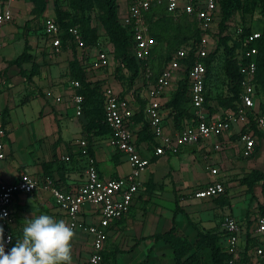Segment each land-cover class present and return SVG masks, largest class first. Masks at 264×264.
<instances>
[{
  "label": "built area",
  "instance_id": "built-area-1",
  "mask_svg": "<svg viewBox=\"0 0 264 264\" xmlns=\"http://www.w3.org/2000/svg\"><path fill=\"white\" fill-rule=\"evenodd\" d=\"M160 2L162 0H128L127 12L122 21L132 35L131 52L140 64L136 77H142L141 89L143 91L141 89L140 91L139 87L131 91L141 97L140 104L142 105L139 106L138 101L132 96L121 95L110 85L103 87L104 122L110 130L107 142L125 155L131 165V171L126 175L116 177L102 176L96 158L90 152L89 140L82 137L77 140V152L86 160V177L80 184L71 186L70 189L59 185L48 174L37 175L22 171L12 182H5L0 177V217H2L0 227L4 229L6 253L13 247L14 235L11 228L14 221L13 204L17 195L21 193L43 191L51 194L57 206L65 213L68 224L73 226L74 230L84 231L91 238L89 264H101L108 239V228L113 221L129 212L134 198L142 187L140 174L151 164L153 156L175 155L187 145L205 144L211 141L212 136L224 135L235 124L239 126L238 134L242 143V155L250 157L255 153L259 140L255 130L251 127L252 120L260 130L264 131V112L256 90L258 39L261 31L251 30L242 33L243 29H238L237 33L241 35V48L236 55L238 73L241 75L239 98L235 107L227 111L225 116H210L207 102L206 59L216 43L207 32L219 19L220 0L196 2L166 0L167 11L171 14L178 16L180 13H187L195 19L201 36L196 41L188 40L178 46L160 73L151 77L144 63L151 45L146 13L152 5ZM12 19L13 12L9 5L0 8V30ZM40 32L45 36L48 54L50 56L60 54L63 50V37H61L62 29L56 18L48 17L42 24ZM68 32L77 49L83 52L82 57L85 56L89 45L83 38L80 26L72 24L68 27ZM192 51L194 58L188 63ZM90 63L91 68L94 69H101L107 65L108 56L103 47L97 49ZM185 70H187L189 81L192 114L186 116L180 126L169 128L165 122L167 116L165 96L173 81H178L185 75ZM72 84L76 90L72 93L71 99L77 115H82L85 100V95L80 91L82 84L79 79H73ZM59 99H61L60 96L57 97V100ZM140 109L143 119L153 133L151 149L147 143L143 146L142 144L137 145L135 141L136 132L143 128V122L135 120L134 115ZM6 135L4 112L0 107V159H4L7 155ZM222 145V142L218 140L214 147L221 148ZM63 158L69 160L70 156L66 154ZM206 170L213 178L204 186L191 191L192 197L203 199L225 193L226 184L220 178V168L208 158ZM86 206H93L98 212L97 222L90 223L81 218L80 214ZM4 213L7 215L5 216ZM240 230L239 220L231 214H225L221 231L224 236L222 247L229 254L226 264H264V238L244 249L241 247ZM250 233L252 237L256 235L264 237V215L258 214L254 218ZM9 236L12 237L11 242H8Z\"/></svg>",
  "mask_w": 264,
  "mask_h": 264
},
{
  "label": "crops",
  "instance_id": "crops-1",
  "mask_svg": "<svg viewBox=\"0 0 264 264\" xmlns=\"http://www.w3.org/2000/svg\"><path fill=\"white\" fill-rule=\"evenodd\" d=\"M164 1L165 0H162V2L157 4H163ZM180 1L185 2L188 0ZM192 1L196 2L200 0ZM8 5L12 9L13 19L6 23L0 30V107L6 113V121L4 123L7 128V135L5 137L7 155L4 159H0V177L5 182H12L18 178L22 171H29L32 174L40 175L43 174L46 165L50 162V173L53 178L61 183L62 186H66L70 189L71 186L80 184L86 177V160L77 152V140L85 137L84 126L86 118L84 112L82 115H77L74 103L71 99L72 93L76 90L72 84V80L76 78L73 77L70 68L72 51H70V46L67 45V47H63L60 54L50 56V54H48L44 35L41 34L40 39H37V36L33 35V30L29 31V35L27 36L21 34L20 30L22 23L19 22V20L25 15H20L17 19V23H14V13H17L23 4L20 5V2L15 0H13V2H10V0H0V8H4ZM118 5L119 11L123 12L125 15L128 8V0H118ZM52 11L53 10L50 11V16H52ZM183 14L185 13H180L178 16ZM191 18L195 20L192 16ZM193 20H191V22H193L194 27H196V21ZM90 47L92 46H89L87 49H90ZM25 49H27V53L31 55V58L22 60L20 63L14 62ZM87 49V55L84 57L91 56L89 58L91 61L96 52L92 53L91 50L87 51ZM42 52L50 57V66H45L44 59H42L41 56ZM146 61L144 63L147 65ZM153 65H157V63ZM162 65L163 63L157 68L156 74L160 73ZM84 66H86V64H84ZM86 69L89 70L90 68L86 66ZM156 74L155 76H157ZM87 75L91 82H96V79H98L97 77H93L91 72H87ZM104 75L105 82L101 87L102 91L105 85H110L121 95L132 96L134 100L138 101L139 106L142 105L140 104L142 102L141 97L131 91L135 87H139V90L141 89L142 77H134L133 82L126 85L115 79V77H107L106 74ZM177 83V80L173 81L172 86L167 90L165 96L166 101L170 99L174 93ZM141 90L143 91V89ZM102 95L104 105V94ZM59 96L61 99L57 100ZM169 111L168 108L165 110V112ZM209 115L218 117L215 116L214 113H209ZM168 116L165 117L166 124H168L169 128H176L177 126L174 120L172 121ZM238 131L239 126L235 124L230 131L226 132L224 135H220L218 140L223 144L224 141L228 140L229 136L238 135L235 145L238 146L241 156L244 157L241 152L242 143L239 140ZM107 138L108 133L101 135L92 134L90 138L100 174L105 177H116L128 174L131 171L130 163L121 151L109 145ZM216 142L217 141H207L205 144L187 145L182 147L175 155L153 156L151 164L140 174L142 187L140 192L137 193L138 195L134 198L129 212L120 219L113 221L108 228V239L109 237H116L119 234L125 233L129 237V246L121 247V249H113L112 251V256L115 255L116 257V264H138L144 259L148 260L147 264H175L172 247L163 240L155 239L153 236L157 232L168 230L172 225V221L170 223L167 218L166 220L164 218L161 224L156 223L155 225V223H153V225H151L149 222L150 219L161 218L163 213L166 217L169 211H173L174 213L175 205L170 207L164 205L160 202L162 200H160L156 203L155 208L149 211L144 217L140 216V207L147 198V191H151L152 187H154L152 182H156L158 175L164 172L161 171L157 173V165L160 164V166L164 165L166 167L170 164L174 165L175 163H173L172 160V163H169V157L178 158V155L181 154V157L186 159L187 156L191 157L192 155L189 150L194 148L203 149V151L209 153V155L203 157L205 166L207 158L214 163H218L219 159L217 158L216 152H214L218 150L214 148ZM146 143L147 146H149L147 141L141 144L146 146ZM260 143L261 141H258V146ZM263 148L264 142L260 151H262ZM66 154L70 156L69 160L63 158ZM67 162L71 163L67 164ZM47 166H49V164ZM145 172L146 175L142 178ZM212 178L213 177L209 175V180L201 186L211 181ZM50 195L51 194L48 192L43 191H34L29 194L21 193L17 195L18 197H16L14 201L12 211L14 217L11 226L14 235L13 246L17 242V238L22 237V230L27 221L34 216L41 215L40 211L52 216L56 220H64L68 223L65 213L60 210L55 200ZM212 198L213 197L203 199ZM171 199L175 201L176 197ZM219 207H222L223 211H226L225 214H231L239 220L241 225L240 241L242 248H249L254 243L258 242V240L261 241L264 238L262 235L252 237L250 233V226L254 218L259 214L258 211L253 217L240 220L236 213L231 210L227 211L228 205H220ZM182 208L186 212H189L188 207ZM218 210L221 211L220 208ZM152 214L155 217H151ZM80 216L90 223L97 222L99 219L98 212L93 206H86L82 210ZM180 216L182 218L181 220L179 218ZM185 217L187 216L180 212L177 214L176 219L179 230L181 232L185 231L188 235V231L190 230H188L187 225L189 226L190 222ZM157 219L155 221H157ZM185 226L186 228H184ZM74 231L76 236L72 242V264H89L91 238L82 230L76 229ZM222 243L223 242H218L221 247ZM81 245L87 247L88 250L85 252L82 250V254L79 255V250L77 251L76 249L78 247L81 248ZM206 249L208 250V248ZM75 251H77L78 255H75ZM80 256L82 258H80ZM76 258L81 259V261H76Z\"/></svg>",
  "mask_w": 264,
  "mask_h": 264
},
{
  "label": "rangeland",
  "instance_id": "rangeland-1",
  "mask_svg": "<svg viewBox=\"0 0 264 264\" xmlns=\"http://www.w3.org/2000/svg\"><path fill=\"white\" fill-rule=\"evenodd\" d=\"M11 1L13 2V0H10V2ZM15 1L20 2V5L23 4V6L17 13H14V23H17V19L20 15H25L19 20V22L22 23L20 30L21 34L27 36L29 35V31L33 30V35L37 36V39H40L42 24L48 17L56 18L59 13H62L64 18L77 22L78 18L83 13L81 9L76 7L75 0ZM156 7L158 8L159 6ZM51 10H53L52 16H50ZM85 13L91 18V24L95 27L98 40V43L90 47V49H87V51L91 50L92 53H95L98 47H103L108 56V63L102 69L91 68L89 60L91 56H86L84 61H86L85 64L87 67L90 68L87 72H91L93 77L98 78L95 83H97L99 90L105 82V77H103L105 76L104 74H106L107 77H115L118 81L129 85L128 81H130L133 75V66H129V63L127 64L126 61H123V59L117 57L116 55L115 46L112 44L110 35L107 34V30L105 29L103 22L104 13L101 0H89ZM185 16L186 15L173 16L169 12L166 13V16L163 17L158 26H155V29L160 30L164 34L167 33L168 35L161 34V36H158V34L154 32V28L151 27V25L149 26L151 45L146 62L147 69L151 77L155 76L157 68L161 65V63H163L165 58L169 57L172 50L179 45L181 38L187 37L180 34V32H184L185 34L193 29V22L186 21L183 18ZM124 17V13L120 12L118 9V18L123 21ZM160 19L161 18H158L157 21ZM173 22L179 23L174 24ZM122 24L124 23L122 22ZM239 28H242L243 31H245L246 28L249 30L264 31L262 0H239L238 7L229 19L228 26L224 32L220 29L219 19L217 23L210 27L207 32L209 37L217 43V53L213 59L210 71L211 77L207 82L209 113H214L215 116H225L227 111L233 109L237 102L234 89H232L234 82H232V84L229 83V79L231 78L230 74L234 73L235 69L232 62L230 61L229 63V59L231 58L225 46H233V51L235 53L239 52L241 47V35L237 33ZM82 53L83 52L80 49H74L71 53V57L73 59L76 56H81ZM41 56L42 59H44L45 66H50V57H48L44 52H42ZM25 57L26 54L23 58ZM156 63L157 65L154 66L153 64ZM258 98L260 103L264 105V64L260 67L259 71ZM167 113L169 114V112H166V115L168 116ZM175 113H177L176 108L173 109L168 118L172 121L175 120ZM237 136L238 135L229 136L228 140L224 141L223 147L221 148L214 147L215 149H218L214 152H216L217 158L219 159L218 163H215V165L220 168V178L223 179L226 184V191L224 194L212 199L192 197L191 191H193L196 187H200L207 180H209L210 173L207 172L203 161V157L209 155V153H206L203 149H190L189 151L192 154L191 157L187 156L186 159H183L181 154H179L178 158H168L169 163H172V160L173 163H175V166L172 164L167 167L164 165L160 166V164L157 165L156 172H164L158 175L156 182H152V185H154L152 190L149 192L147 191V198L145 199L144 204L140 207V216L144 217L149 211H152L155 208L156 203L160 200H162L160 202L164 205L170 207L174 206L175 201L171 198L176 197L179 200L181 207H188L189 209L188 213L193 223H189V226L187 225L188 230H190L188 231L189 233L187 236L192 239L197 238V228H200L203 232L220 231L223 224V217L226 212L223 211L222 207H219L220 205H228L229 207H227V211L231 210L236 213L240 220H246L253 217L260 209V205L264 204V192L262 191L263 185L261 180L252 182L250 185L247 179L254 170L264 171V148L260 151L264 142V131L260 132L261 143L258 151L250 157L241 156L238 146L235 145L237 142ZM218 139V136L211 137V141L213 142L218 141ZM148 144L150 148L153 147L151 141ZM71 162H67V164H70ZM48 164L49 166H47V169L50 170V162H48ZM145 175L146 172L143 173L142 178L145 177ZM219 208L221 211L218 210ZM40 212L41 214H45L42 211ZM172 213L173 211H169L167 217L163 213L161 218H153L150 219L149 222L151 225H153V223H155V225L156 223L161 224L163 219L165 218L166 220L167 218V220L171 223ZM181 216L179 217L180 220L182 219ZM151 217L155 216L152 214ZM156 219L157 221H155ZM184 228H186V226ZM182 233L186 234L185 231H182ZM128 240L129 237L126 233L121 235L119 234L116 237H109L101 264H110L112 262L113 249H121V247L129 246ZM76 250H79L78 254L81 255L82 250L85 252L88 248L81 245V248L78 247ZM77 251H75V255H78ZM80 258L82 257L80 256ZM76 261L80 262L81 259L76 258ZM201 261L202 264H213L210 249L207 250L205 248L203 250Z\"/></svg>",
  "mask_w": 264,
  "mask_h": 264
},
{
  "label": "trees",
  "instance_id": "trees-1",
  "mask_svg": "<svg viewBox=\"0 0 264 264\" xmlns=\"http://www.w3.org/2000/svg\"><path fill=\"white\" fill-rule=\"evenodd\" d=\"M88 1L89 0H75L76 7L81 9L83 12L82 15L78 18L77 22L64 18L62 13H59L58 16L56 17V20L58 21L62 29L61 37H63L62 38L63 47L65 48L67 47V45L70 46V51L72 52L74 51V49H77L76 44L72 41V37L68 32V27L72 24H78L80 26L82 30L83 38L87 45L93 46L96 43H98L97 33L95 32V27L92 26L91 24V18L85 13L88 7ZM101 3L103 6V13H104L103 22L105 25V29L107 30V34L110 35L112 44L115 46V52H116L117 57L123 59V61H126L127 64L129 63V66L131 67L133 66L132 68L133 75L130 81H128L129 84H131L134 80V77H136L138 73L139 65H140L138 60L134 57V55L131 52L132 35L129 32L128 27L122 24V20L118 18V7H119L118 0H101ZM238 4H239V0H220L219 8H220L221 18L219 16V20H220V29L223 32L227 28L228 21L232 17V14L234 13L235 9L238 7ZM166 5H167L166 0L164 1L162 5L154 4L151 6L150 10L146 13V19L148 21L149 26L151 25V27L154 28V32L158 34V36H161V34H164V33L161 32L160 30H156L155 26H158L161 20L163 19V17L166 16V13L168 12ZM262 5H263V14H264V0H262ZM156 6H159L161 8L159 7L157 8ZM183 15H186L185 17H183L186 21L191 22V20H193L189 14L185 13ZM158 18H161V19L157 21ZM179 22H176V23L173 22V23L178 24ZM249 31L251 30L246 28L245 31L242 33H247ZM40 33L43 35L42 32ZM260 33H261V36L258 39V54H257V60H258L257 62L258 69H257V76H256L257 93L259 89V71H260V67L264 64V31H261ZM180 34H183L187 37L181 38V41L178 46H180L183 42L188 41V40H194V41L198 40L201 36V31L196 26V27H193V29L190 32H187L185 34L184 32H180ZM164 35H168V34L166 33ZM219 45H220V42H219ZM178 46H176L172 50L168 58H165V60L163 61V65L161 66V69L163 68L164 65L167 64L171 55L175 52ZM240 46H241V43H240ZM225 47L227 49L228 54H230L231 59H229V63L231 61L235 69V72L230 74L231 78L229 79V83L232 84V82H234L232 89H234L235 96L238 100L239 91H240L241 75L240 73H238L239 72L238 71V60L236 58L237 52L235 53L233 51V46L226 45ZM216 53H217V43L215 44V48L211 51V53L206 59L207 68H208L207 73H206L207 74L206 85L211 77L210 71H211L213 59ZM25 54H26V57L23 58ZM30 58H31V55H29L27 53V49H25L22 52V54L17 59L14 60V62L20 63V61L30 59ZM193 58H194V52L192 51V53L190 54L188 58V63L192 62ZM85 59L86 57H82V54L81 56L74 57L72 60H70V68H71L73 77H75L76 79H79L82 84L80 91L85 95L83 112L86 118V123L84 126V135L89 140L90 152L94 154L93 144L90 139L92 137V134L94 135L106 134V133H109L110 130H109L108 125L104 122L105 115H104L102 88L99 90L97 83L91 82L89 80L88 75H87L86 66H84ZM186 73H187V70H185L184 72L185 75L178 80L177 87L174 93L172 94V96L170 97V99H168L165 102V107H167L170 110L169 114L172 113L173 109L176 108L177 110V113L174 114V119H175L174 123L177 127L181 125V123L183 122L186 116L188 117L192 114L191 113L192 107H191L190 98H189V81H188V77ZM207 102H209L208 93H207ZM208 108H209V105H208ZM261 109L264 112V105H262V103H261ZM3 112H4V122H5L6 113L4 110ZM142 114L143 113L141 109L137 111L136 114H134L135 120L143 122V128L140 131L136 132L135 141L137 145H140L144 141L150 142L153 139V133L150 130L148 124L143 119ZM251 127L255 130L258 140L260 141L261 139L260 132L262 130L258 128V126L253 120L251 123ZM258 149H259V146L257 145L255 153L258 151ZM47 165L44 169L43 174H48L52 176V174L50 173V170L47 169L48 168ZM259 180L262 181V185H263L262 191L264 192V171L254 170L252 171L251 175L247 179L250 185L252 184V182L259 181ZM59 185H62V184L59 183ZM219 196H216L213 198H217ZM180 212H182L183 214L187 216V219L189 220L190 223H193L192 219L190 218L189 213L186 212L180 206L179 200L176 198L174 213L171 219L172 221L171 227L166 231L157 232L153 235L155 239L163 240L164 242H166L172 247L173 252H174L175 264H202V261H201L202 252L205 248H208L211 250V257H212L213 264H226V260L229 258V254L223 249V247H221L218 244V242H224L222 231L220 230L217 232H209V231L203 232L202 230H200V228H197L195 226L197 228V231H196L197 238L192 239L188 237L187 234H183L179 230L176 216ZM258 212L259 214L264 215V204L260 205V209L258 210ZM147 262L148 260L144 259L138 264H147ZM110 264H116L115 255L113 256L112 262Z\"/></svg>",
  "mask_w": 264,
  "mask_h": 264
},
{
  "label": "clouds",
  "instance_id": "clouds-1",
  "mask_svg": "<svg viewBox=\"0 0 264 264\" xmlns=\"http://www.w3.org/2000/svg\"><path fill=\"white\" fill-rule=\"evenodd\" d=\"M75 236L73 226L66 221L41 214L27 221L22 237L6 253L4 229L0 227V264H72ZM11 239L9 236L8 242Z\"/></svg>",
  "mask_w": 264,
  "mask_h": 264
}]
</instances>
